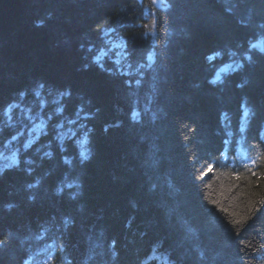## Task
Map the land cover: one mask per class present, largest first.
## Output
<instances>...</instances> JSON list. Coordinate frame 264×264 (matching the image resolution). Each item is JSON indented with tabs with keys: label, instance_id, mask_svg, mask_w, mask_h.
Wrapping results in <instances>:
<instances>
[{
	"label": "trees",
	"instance_id": "trees-1",
	"mask_svg": "<svg viewBox=\"0 0 264 264\" xmlns=\"http://www.w3.org/2000/svg\"><path fill=\"white\" fill-rule=\"evenodd\" d=\"M157 1L0 0V264H264V0Z\"/></svg>",
	"mask_w": 264,
	"mask_h": 264
},
{
	"label": "rangeland",
	"instance_id": "rangeland-1",
	"mask_svg": "<svg viewBox=\"0 0 264 264\" xmlns=\"http://www.w3.org/2000/svg\"><path fill=\"white\" fill-rule=\"evenodd\" d=\"M157 3L159 4V5H164L163 4V2H160L159 0L157 1ZM155 30L153 31V32H151V35H150V33L149 32H143V36H145V37H151V39H152V37L154 36V34H155ZM147 35H149V36H147ZM105 54L104 53H99L98 55H97V57H100L101 59H100V61H102L103 60V58L101 57V56H104ZM116 60V59H115ZM57 97V95H54V94H52L51 95V98H49V100H48V104H52V106L50 107V109L48 110V111H50V110H52V108H53V104L55 103V102H62L63 104H65V102H64V100H63V98L62 97H58V98H56ZM61 98V99H60ZM22 101H25V99H24V97H22L21 99H19V100H17V101H15V104H16V106H19V105H21L22 104ZM7 107L8 106H6V109H7ZM78 107V106H77ZM10 109L12 110L13 108L10 106ZM47 111V112H48ZM79 112H80V110H78ZM24 116V115H23ZM29 117L27 118V120H28V122L29 123H32L33 121H32V119L30 118V115H28ZM17 120H22L21 119V117L19 116V117H17L15 120H12L11 118L10 119H7L6 121H5V114H3V112H2V114L0 115V124H1V127H0V137H3V131L5 132L4 133V135H6L5 136V138L9 141V145L10 146H12V141L11 140H13V138H15L16 136V134L17 133H19V135L20 134H22L21 136H22V138L21 139H28V138H31L28 134H25L24 133V124H22V125H19V126H16V127H8V125L9 124H11L12 122H16ZM70 122H72V118H71V120H69V123ZM25 128L27 129H29V127H26L25 126ZM54 134H51V136H53ZM38 136H39V134H38ZM1 139V138H0ZM21 139L18 141V144H19V142H21ZM29 140V139H28ZM53 140H51L50 141V146H51V150H58V148H59V151H56V152H61L62 151V147H61V145H59V146H56L55 144H59L58 143V141L57 140H55L56 142H55V144H54V142H52ZM13 142H15V141H13ZM4 143V142H3ZM16 145H17V143H16ZM12 148H13V146L12 147H6V149L9 151V155H10V153H11V150H12ZM15 148V147H14ZM50 150V153H53V151H51ZM17 151H20V148H19V146L17 145L16 146V148L14 149V152H13V155L17 152ZM38 151L39 152H43V153H47V151H45V150H40V149H38ZM21 155V154H20ZM20 155H18V156H15L16 157V159L18 160V157L20 156ZM7 158V157H6ZM6 158H3V159H0V166H3V165H5V160H6ZM64 158V157H63ZM18 164L20 165V166H22V165H25L26 164V162L25 161H18ZM39 179H40V177H37V180L35 179L34 181H39ZM33 185L35 186V183L33 182Z\"/></svg>",
	"mask_w": 264,
	"mask_h": 264
},
{
	"label": "snow or ice",
	"instance_id": "snow-or-ice-1",
	"mask_svg": "<svg viewBox=\"0 0 264 264\" xmlns=\"http://www.w3.org/2000/svg\"><path fill=\"white\" fill-rule=\"evenodd\" d=\"M117 46H119V45H117ZM253 47H255V45H253ZM216 55H219V53L217 52ZM213 58H214V57H212V56H209V57H208L209 60H212ZM100 59H101L100 57H96V62H97L98 64H99V62H100ZM147 59H148L149 61H152V60H153V56H152L151 54H149L148 57H147ZM116 63L119 64L120 62L117 61ZM150 66H151V65L149 64V67H150ZM85 67H87V65H85ZM100 67L103 69V65H102V64H100ZM141 67H143V65H141ZM106 71H110V70H106ZM121 74L123 75L124 73H121ZM217 81H220V75H219V74H217L216 77H215V79L211 80L210 83H212V84H216ZM136 83L139 84L140 81L137 80ZM41 87H43V85H41ZM64 94L67 95L68 93H64ZM245 114L247 115V109L245 110ZM131 118H132L133 121H138V120H139V113L136 112V111H133L132 114H131ZM105 131H107V127L105 128ZM241 131H243V128L241 129ZM82 143H87V138H85V140H84ZM45 155L51 157L52 154L49 152V153H45ZM80 156L82 157V159H81V163H83L84 161L89 160V158H90L89 155L86 154V151L83 150V149H82L81 152H80ZM64 162H65L66 164H71V161H70V160H67V159H65ZM17 163H18V162L16 161V159L13 158V160H12V164H17ZM29 163H31V161H29ZM9 167H11V165H9V164H5V165H3V166H0V175H3L4 170H5L6 168H9ZM28 187H29V188H32V187H34V185L29 184ZM67 187H68V188H72L73 185H72V184H68ZM62 190H63V189L58 188V189H57V193L61 192ZM9 207H11V205H9ZM67 223H68V221L66 220V221H65V224H67ZM233 223H239V221H234ZM3 243H4V241H0V245H2ZM113 256L115 257V250H113Z\"/></svg>",
	"mask_w": 264,
	"mask_h": 264
},
{
	"label": "bare ground",
	"instance_id": "bare-ground-1",
	"mask_svg": "<svg viewBox=\"0 0 264 264\" xmlns=\"http://www.w3.org/2000/svg\"><path fill=\"white\" fill-rule=\"evenodd\" d=\"M145 57H146V56H145ZM148 61H149V60H148ZM229 117H230V116H227L224 120H227ZM263 117H264V111H263V114H262V117H261V118H263ZM235 120H236V122H237V127H240L241 125L244 126L243 123H242L239 119H235ZM12 156H13V155H12ZM44 156H45V155H44ZM68 194H69V196L72 197L73 194H74V192L69 191ZM77 195H79V194L74 195V197L77 196ZM45 206H47V205H45ZM41 207H44V206H41ZM44 210H45V213L47 214L48 209L45 208V207H44V209H43V208H39L38 211H37V214H38V213H41L42 215H44ZM51 230H52V229H51ZM52 231H53V230H52ZM30 241H31V239H30V240L28 239V245H26V246L29 247V243H30ZM28 247H27V249H28ZM27 249H26V250H27ZM156 260H161V258H158V256H156Z\"/></svg>",
	"mask_w": 264,
	"mask_h": 264
}]
</instances>
